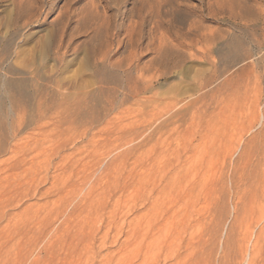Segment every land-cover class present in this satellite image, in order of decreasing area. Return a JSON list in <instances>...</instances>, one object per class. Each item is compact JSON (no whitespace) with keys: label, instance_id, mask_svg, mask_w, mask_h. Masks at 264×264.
Segmentation results:
<instances>
[{"label":"rangeland","instance_id":"1","mask_svg":"<svg viewBox=\"0 0 264 264\" xmlns=\"http://www.w3.org/2000/svg\"><path fill=\"white\" fill-rule=\"evenodd\" d=\"M20 1L27 6V11L18 16L14 7L16 0H0V78L3 70L19 68L28 74L27 85L30 84L29 97L16 99L13 116L0 103V143L8 139L14 150L0 161L9 158L25 161L7 174L12 180L19 178L22 187L18 194L7 196L11 198L8 206H0V264H163L169 258L168 264H188L202 253L206 258L214 254L218 258L227 252L228 264H245L243 261L248 260L255 244L257 228L254 227L264 210V136L256 140V146L262 147L258 158L257 154L243 156L245 146L242 145L235 153L229 150L239 133L249 139L251 133L258 132L259 125L253 131L248 129L264 115V106L258 108L253 103L254 93L248 95L247 102L213 105L210 112L205 110L203 117L198 118L200 122L196 119V128L191 127L190 120L186 123L189 125H185L188 127L184 130L185 137L173 134L170 138L165 126L172 96L168 92L170 85L176 83L178 89H183L190 82L180 72L184 73L187 68L207 70L209 66L196 65L183 56V64L179 62V68L174 70L177 76L174 74L170 84L161 81L167 84L163 89L141 96L142 100H138L141 104L144 100L141 107L136 99L126 96L127 87L111 85L101 90V66L92 63L91 50L96 46L95 60L100 63L101 36L97 41L95 37L101 32L102 24L109 32L122 34L129 24L135 23L134 27L142 31L141 37L145 36L141 38V47L145 48L150 35L159 37L164 33L172 39L184 38L196 29L197 20L198 23L204 20L216 32L217 46L240 37L243 53L253 50L262 55L264 65V0H225L224 4L217 0ZM252 1L255 6L251 5ZM253 6H258L257 12ZM85 21L86 25L79 27ZM75 46L77 54L73 56L71 50ZM128 57L124 50L114 57L117 63L125 62L119 63L122 71L129 68ZM150 57L153 54H147L143 63ZM215 57L219 58L218 54ZM82 61L87 65L84 73ZM73 74L86 86V92L89 91L85 128L78 125L71 128L68 124L56 127L46 117L14 138L12 132L18 114L36 115L39 103L51 116L59 109L58 102H62L59 98L70 93ZM148 96L157 100L151 101ZM137 103L140 105L136 106ZM215 108L220 111L216 112ZM246 157H253L252 162ZM152 234H157L153 247L149 246L154 239L150 240ZM165 239L172 242V250L165 248ZM209 244L218 250H212ZM223 245L228 249H220Z\"/></svg>","mask_w":264,"mask_h":264},{"label":"bare ground","instance_id":"2","mask_svg":"<svg viewBox=\"0 0 264 264\" xmlns=\"http://www.w3.org/2000/svg\"><path fill=\"white\" fill-rule=\"evenodd\" d=\"M91 1V0H90ZM161 1V0H160ZM201 1V0H200ZM212 1V0H211ZM144 2V1H143ZM204 2V1H203ZM253 2V1H252ZM27 3V2H26ZM31 3V2H30ZM92 3H95V1H92ZM148 3V2H147ZM159 3V1H158ZM201 3V2H200ZM205 3V2H204ZM207 3V2H206ZM205 3V4H206ZM214 3V2H213ZM217 3H225V0H217ZM255 2H253L254 5ZM145 4V3H144ZM154 4V3H152ZM151 4V5H152ZM156 4V3H155ZM204 6H207L205 5ZM230 4V3H229ZM264 4V3H263ZM213 5V4H211ZM210 5V6H211ZM215 5V3H214ZM219 5V4H218ZM228 5V3H227ZM238 5V4H237ZM236 5V6H237ZM160 6V5H159ZM163 6V5H162ZM209 6V5H208ZM230 6V5H229ZM234 6V7H236ZM248 7L250 6L249 4L247 5ZM253 6V7H254ZM263 5H260L259 2V7H262ZM16 11L18 16H21L22 14H24L27 11V6H25L20 0H16L15 6ZM154 7V6H153ZM216 7V6H215ZM251 7V6H250ZM249 7V9H250ZM210 8V7H209ZM213 7H211L212 9ZM232 8V7H231ZM247 8V7H246ZM252 8V7H251ZM256 11L257 7H254ZM152 9V8H151ZM229 9V7H228ZM243 9V8H242ZM248 9V8H247ZM260 9V8H259ZM90 10V9H89ZM97 9H95L96 12ZM158 10V9H157ZM156 10V12H158ZM210 10V9H208ZM258 10V9H257ZM84 11V10H83ZM212 11V10H211ZM216 11V10H215ZM251 11V10H248ZM253 11V10H252ZM262 11V10H261ZM261 11H259L261 13ZM86 12V11H85ZM99 12V11H97ZM96 12V13H97ZM152 12V11H151ZM210 12V11H209ZM231 12V11H230ZM257 12V11H256ZM30 13V12H29ZM32 13V12H31ZM84 13V12H83ZM216 13V12H214ZM81 14V13H80ZM31 15V14H30ZM33 15V14H32ZM150 15V13H149ZM152 15V14H151ZM205 15V14H204ZM213 15V14H212ZM258 15V14H257ZM17 16V15H16ZM35 16V15H34ZM82 16V15H81ZM93 16L94 15H90ZM214 16H216L214 14ZM213 16V17H214ZM254 16V15H253ZM261 16V14H260ZM36 17V16H35ZM38 17V16H37ZM147 17V16H146ZM250 17V16H249ZM33 18V17H32ZM74 18V17H73ZM76 18V17H75ZM144 18V17H143ZM142 18V19H143ZM200 18V17H199ZM253 18V17H252ZM20 19V18H19ZM76 20V19H74ZM85 20V19H82ZM145 19H143L144 21ZM260 20V19H259ZM72 21V20H71ZM77 21V20H76ZM104 21V20H103ZM195 21V20H194ZM255 21V19H254ZM60 22V21H58ZM73 22V21H72ZM137 23V22H136ZM76 24H78L76 22ZM102 24V22H101ZM142 24V23H141ZM197 24L198 26L196 27V29H194L192 31H189L190 35L187 34V36H185L184 38H181L180 36H178L176 39H172L171 37L167 36V35H163L161 34V36L159 37H153V36H149V38L147 39L148 42L146 43V47L142 48L141 45V36H142V31L141 30H137L134 25L136 26V24L133 23L129 24L125 29V32H123L122 34L119 33H113L109 32L108 28H104L101 25V32H97L96 37L95 35L93 37H95V40L97 41V39L100 38L101 36V59L99 57H97L98 59H100V63L97 62V60H95L96 56L98 55L96 53V46L93 47V49L91 50V60L92 63L95 62V64H99L101 66V90H106L110 88L111 85H116V86H124L127 87V91H128V95L129 98H134L137 100V102H139L138 100H142V97L146 94H150V93H154L155 90L158 91L157 89L162 88L163 86H166L165 84H163V80H165L166 82L169 81L170 79L173 78L174 74H176V71L179 68V62L183 61V60H189L192 61V63L199 65V66H203V65H208L209 68L207 70H192L191 68H187V71L180 72L183 77L188 78L189 82L185 88L183 89H178V86H175V84H171L170 88L168 89L169 94H171L172 96L170 97V102L168 104V110H166V114H165V123L167 125L166 126V131L167 134H169L168 136H172L173 138V134H177L179 136V138H181L180 136L185 137L184 130H186L185 125H189L186 124L189 120L191 121V127L195 126V122L196 119L198 120V118H202L205 113V110H208L210 112V108L214 105H219L221 103L225 104L229 101H239V102H247L248 101V95L250 93H254V101L253 103L258 107H262L264 106V65L262 63L263 57L262 55H258L253 53L251 50L249 54H244L243 53V41H241L239 38L236 39H232L229 42H226L224 45H220L217 46V34L214 30H212V28L208 27L209 25H205V21L201 20L198 23L197 20ZM60 26V24H58ZM65 25V24H64ZM86 25V21L82 22L79 24V27ZM106 25V24H105ZM108 25V24H107ZM195 25V24H194ZM58 28H60L61 26ZM143 26V25H142ZM211 26V25H210ZM255 26V25H254ZM89 27V26H88ZM192 27V26H191ZM77 31H78V26L76 27ZM82 28V27H81ZM142 28V27H141ZM189 28V27H188ZM186 28V30L188 29ZM258 28V27H257ZM61 29V28H60ZM190 29V28H189ZM193 29V28H192ZM214 29V27H213ZM82 30V29H81ZM100 30V29H99ZM264 30V29H263ZM58 31V30H57ZM60 31V30H59ZM97 31V30H96ZM111 31V30H110ZM150 31V30H149ZM176 31V30H175ZM178 31V30H177ZM181 31V30H180ZM218 31V30H217ZM82 32V31H81ZM84 32V31H83ZM157 32V31H156ZM77 33V32H76ZM150 33V32H149ZM161 33V32H160ZM176 33V32H175ZM174 33V34H175ZM218 33V32H217ZM61 34V33H60ZM59 34V35H60ZM144 34V33H143ZM182 34V32L180 33V35ZM261 34V33H260ZM154 35V34H153ZM157 35V33H156ZM159 35V34H158ZM169 35V34H168ZM172 35V34H171ZM184 35V32H183ZM262 36V34H261ZM264 36V35H263ZM262 36V37H263ZM145 37V36H144ZM144 37L142 39H144ZM175 38V37H173ZM92 39V37H91ZM227 39V38H226ZM261 39V38H260ZM93 40V39H92ZM100 40V39H99ZM98 40V41H99ZM146 40V41H147ZM230 40V38H229ZM263 40V38H262ZM91 41V40H90ZM226 41V40H225ZM88 42V40H87ZM85 42V43H87ZM143 42V41H142ZM93 43V42H92ZM222 43V42H221ZM224 43V42H223ZM263 43V42H262ZM84 44V43H83ZM89 44V43H88ZM87 44V45H88ZM91 44V42H90ZM94 44V43H93ZM144 44V43H143ZM264 45V44H263ZM56 46V45H55ZM62 47V46H61ZM64 47V46H63ZM99 47V46H98ZM58 48V47H57ZM99 48V49H100ZM69 49H72L71 47ZM91 49V48H90ZM55 50V49H54ZM68 50V49H67ZM79 50V47H78ZM120 50H124L129 54V60L130 61V65L128 66V70L122 71V67L121 65L125 62L117 63L116 61H114V57L117 55V53ZM129 51V52H128ZM62 52V51H61ZM72 55L75 56L77 54V48L75 46V48H73L71 50ZM99 52V51H98ZM60 53V52H59ZM71 54V53H70ZM147 54H153V57H150L151 59L148 60L146 63H143L144 59L146 58ZM218 54L219 58H216L215 55ZM90 56V55H89ZM88 56V57H89ZM149 56V55H148ZM184 56V58H183ZM71 57V56H70ZM77 57V56H76ZM75 58V57H74ZM127 58V56L124 58V60ZM70 59V58H69ZM72 59V58H71ZM89 59V58H88ZM148 59V58H147ZM183 59V60H182ZM218 59V60H217ZM84 60V59H83ZM18 61V60H17ZM74 60H72L71 62H73ZM86 61V60H85ZM90 61V60H89ZM123 61V60H122ZM188 61V62H189ZM84 61H82L83 64ZM172 62H174L175 64H173ZM20 63V62H19ZM85 63V62H84ZM182 63V62H181ZM186 63V62H185ZM172 64V66H171ZM183 64V63H182ZM128 65V64H127ZM178 65V66H177ZM185 65V64H184ZM219 65H221V67H219ZM239 65H241V67L237 70H235L234 68L238 67ZM84 66V64L82 65ZM124 68L126 67V65H123ZM186 66V65H185ZM85 70L83 71V69L81 70L82 73H84L86 71V67L87 65L84 66ZM190 67V66H189ZM193 67V66H192ZM29 68V67H28ZM123 68V70H124ZM218 68H220L218 70ZM31 69V67L29 68ZM37 69V68H36ZM126 69V68H125ZM184 69V68H183ZM182 69V70H183ZM234 69V70H233ZM98 70V68H97ZM185 70V69H184ZM36 72V71H35ZM77 73V74H81ZM100 72V71H99ZM121 73H124L125 76H121ZM126 73V74H125ZM193 73V75H192ZM32 75H34L33 73H31ZM31 74H29L31 76ZM178 74V73H177ZM176 74V76H177ZM28 74H26L25 71H23L22 69L19 68H10L7 70H3V73L1 75L0 78V103L2 104V106L4 107L5 111L7 114H12L13 112H15V108L16 106V99H18L20 96H26L28 93V84L27 85V79L28 76H26ZM74 75V74H73ZM29 76V77H30ZM35 76V75H34ZM33 76V77H34ZM74 81L70 82L69 85V90L70 93L68 94H64L63 98H59L62 100V102H58V106L59 109H57V111L55 113L52 114V116L48 115V111L47 110H42V105L41 103H39L37 105L38 109L37 113L35 112L36 115H31V116H22V115H17L18 117H16V122H15V129L12 132V136H14V138H16L18 135H20V133H22L25 129L29 128L30 126H35V124H38L41 120L45 119L46 117H48L49 119H51L53 121V123L55 125H57L56 127H59L61 125H70L71 128L74 125H78V126H82V128H85L86 125V121L85 119H87V113H86V100L87 96L89 95L86 90L84 88H86V86L84 87L83 85H81L79 82H82L81 80L78 81V78L76 77L77 75H74ZM82 76V75H81ZM84 76V75H83ZM32 77V76H31ZM30 77V78H31ZM100 77V76H99ZM126 77V78H125ZM175 77V76H174ZM182 77V78H183ZM29 78V80H30ZM80 78V76H79ZM83 78V77H82ZM80 78V79H82ZM178 78V77H177ZM180 78V77H179ZM32 79V78H31ZM181 80V79H179ZM187 80V79H185ZM32 81V80H31ZM86 81V80H84ZM184 81V80H183ZM29 82V81H28ZM173 82V81H172ZM181 84V81H179ZM185 82V81H184ZM31 83V82H30ZM183 83V82H182ZM127 84V86H126ZM170 84V81H169ZM168 84V86H169ZM177 85V84H176ZM182 84L179 86L181 87ZM119 87V88H120ZM68 88V86H67ZM123 88V87H122ZM112 89V88H111ZM116 89V88H115ZM163 89V88H162ZM71 90H73L74 92L72 93ZM160 90V89H159ZM91 91V90H90ZM102 92V91H101ZM105 92V91H104ZM166 92V90H165ZM164 92V93H165ZM167 92V93H168ZM31 93V92H30ZM63 93V92H61ZM103 93V92H102ZM127 93V92H126ZM166 93V94H167ZM59 94V93H58ZM62 95V94H61ZM151 95V94H150ZM252 95V94H251ZM28 96V95H27ZM142 96V97H141ZM156 96V95H155ZM159 96H161L159 94ZM169 96V95H168ZM167 96V97H168ZM29 97V96H28ZM27 97V98H28ZM141 97V99H140ZM152 98L151 96H148V99ZM23 98V97H22ZM31 98V97H30ZM147 98V97H146ZM251 98V97H250ZM33 99V98H32ZM145 99V97H144ZM156 99V98H154ZM153 98L151 99V101L154 100ZM27 100V99H26ZM28 100L30 101V99L28 98ZM130 100V99H129ZM134 100V101H136ZM157 100V99H156ZM155 100V101H156ZM159 100V99H158ZM253 100V99H252ZM144 101V100H143ZM142 102V104L144 105V102ZM150 101V103H151ZM168 101V100H166ZM157 102V101H156ZM60 103V104H59ZM133 103V102H132ZM140 103V102H139ZM146 103V102H145ZM155 103V102H154ZM22 104V102H21ZM20 104V105H21ZM29 104V103H28ZM135 105V103H133ZM141 104V103H140ZM139 104V105H140ZM142 104L140 105L142 107ZM148 104V102L146 103ZM152 104V103H151ZM244 104V103H243ZM138 103L136 106H139ZM222 105V104H221ZM245 105V104H244ZM1 106V105H0ZM224 106V105H223ZM241 106V105H240ZM20 107V106H19ZM167 107V106H166ZM232 107V106H231ZM53 108V107H52ZM3 109V108H2ZM34 109V108H33ZM55 109V107H54ZM210 109V110H209ZM216 109V108H215ZM214 109V110H215ZM218 109V108H217ZM216 112L220 111L218 110ZM220 109V108H219ZM234 109H237V107H234ZM246 109V108H245ZM254 109V108H253ZM257 109V108H256ZM255 109V111H256ZM264 110V109H263ZM35 111V110H34ZM55 111V110H54ZM222 111H224V109H222ZM19 112V111H18ZM154 112V111H153ZM165 112V110H164ZM258 112V111H257ZM16 113V112H15ZM159 113V112H158ZM157 113V115H158ZM212 113H214L212 111ZM223 113V112H222ZM233 113V112H232ZM160 114V113H159ZM207 114V112H206ZM162 117L164 116L163 114H161ZM208 115V114H207ZM210 115V113H209ZM234 115V114H233ZM13 116V114H12ZM156 116V115H155ZM202 116V117H201ZM215 116V115H214ZM217 116V115H216ZM159 117V116H158ZM157 117V118H158ZM212 117V116H210ZM209 117V118H210ZM222 117V116H221ZM216 118V117H215ZM256 118V117H255ZM160 119V118H158ZM162 119V118H161ZM205 119V117H204ZM224 119V118H223ZM206 120V119H205ZM204 120V121H205ZM158 121V120H157ZM160 121V120H159ZM199 121V120H198ZM201 121V119H200ZM199 121V122H200ZM155 122V121H154ZM152 122V124L154 123ZM203 122V121H202ZM210 122V120H209ZM159 123V122H158ZM161 123V122H160ZM150 124V125H152ZM157 126H159V124L157 125V122L154 123ZM153 124V126L155 127V125ZM202 124V123H200ZM224 124V122H223ZM59 125V126H58ZM199 125V124H198ZM211 125V124H210ZM259 125L260 129L258 130V132L256 131L255 134L252 135L251 133V137L248 139L245 138V134H240L236 137L235 140H233L232 145L230 146V150L232 153L236 152L237 149L239 150L240 146H245L243 149V156H255L257 154V158L260 155V149L262 147H258V145L256 146V140H260L261 137L264 136V115L259 116L258 117V121L255 124H252V126L248 129L249 132L253 131L255 129V127ZM151 126V127H153ZM162 126V125H161ZM37 127V126H36ZM149 126V128H151ZM155 127V128H156ZM164 127V126H162ZM205 127V126H203ZM61 128V127H60ZM188 128V127H187ZM196 128V127H194ZM193 128V130H194ZM257 128V127H256ZM30 129V128H29ZM75 129V128H74ZM158 130L160 128H157ZM162 129V128H161ZM189 129L191 130V128L189 127ZM198 129V128H197ZM220 129V128H219ZM150 131L153 130L152 128L149 129ZM216 130V129H215ZM26 131V130H25ZM156 130H154L155 132ZM161 131V130H160ZM188 131V129H187ZM84 132V130H83ZM159 132V131H156ZM164 132V131H163ZM196 132V130H195ZM222 132V131H221ZM188 133V132H187ZM210 133V132H209ZM85 134V133H84ZM82 134V135H84ZM151 134H153L151 132ZM158 134V133H157ZM166 135V132L164 133ZM184 134V135H183ZM195 134V133H194ZM199 134V133H198ZM224 134V133H223ZM249 134V133H248ZM155 135V134H153ZM153 135H151L153 137ZM162 135V134H161ZM160 135V137H161ZM176 135V136H177ZM189 135V134H188ZM250 135V134H249ZM81 136V134H80ZM164 136V135H163ZM167 136V137H168ZM175 136V137H176ZM195 136V135H194ZM159 137V136H158ZM188 136H186L187 138ZM199 137V136H198ZM13 138V139H14ZM162 138V137H161ZM160 138V139H161ZM171 138V137H170ZM169 138V139H170ZM205 138L207 139V135L205 136ZM7 139V138H6ZM168 139V138H167ZM199 139V138H198ZM8 140V139H7ZM3 141L2 143H0V158L7 155L8 153L12 154L14 152L13 146H9L8 141ZM154 141V139H152ZM173 140V139H172ZM171 140V141H172ZM178 140V139H177ZM197 140V139H196ZM209 140V139H208ZM258 140V141H259ZM152 141V142H153ZM180 141V140H179ZM190 141V140H189ZM210 141V140H209ZM208 141V142H209ZM255 141V144H254ZM262 141H264L262 139ZM156 142V141H155ZM157 142H160L157 140ZM166 142V140H165ZM170 142V141H169ZM174 142V141H173ZM177 142V141H176ZM185 142V141H184ZM172 143V142H171ZM195 143V141H194ZM264 143V142H263ZM262 143V144H263ZM12 144V143H11ZM165 144V143H164ZM167 144V143H166ZM183 144V143H180ZM188 144V143H187ZM186 144V145H187ZM200 144V143H198ZM211 144V143H210ZM258 144V143H257ZM157 145V144H156ZM177 145V144H176ZM189 145V144H188ZM260 145V144H259ZM171 149L173 148V144L170 145ZM169 146V147H170ZM190 146V145H189ZM205 146V145H204ZM261 146V145H260ZM16 147V146H15ZM193 147V146H192ZM198 147V146H197ZM258 147V148H257ZM155 148V147H154ZM163 148V147H162ZM183 148V147H182ZM202 148V147H201ZM204 149V148H203ZM258 149V150H257ZM187 150H189L187 148ZM208 150V149H207ZM182 151V150H181ZM206 151V150H205ZM204 151V152H205ZM171 151H169L168 153H170ZM184 152V151H183ZM186 152V149H185ZM214 152V151H213ZM230 152V153H231ZM167 153V154H168ZM161 154V153H160ZM153 155V154H152ZM166 155V154H164ZM17 156V155H16ZM194 156V155H193ZM10 157V155H9ZM8 157V158H9ZM163 157V156H162ZM248 158V157H246ZM251 157H249L248 159H250ZM5 159V158H4ZM26 159V158H25ZM260 159V158H259ZM253 157L250 159V162H252ZM261 160V159H260ZM259 160V163H260ZM24 159L23 158H18L13 160L12 158L9 159H5V161L1 160L0 161V206H8L9 205V200L11 198L7 199V196L9 195H15L18 194V191L20 190L21 186V182L18 179L12 180L8 174V172L11 169H18L20 167V165L22 163H24ZM246 162V160H245ZM256 162V161H255ZM254 162V163H255ZM153 163V162H152ZM249 163V162H248ZM247 163V164H248ZM157 164V163H156ZM239 164V163H238ZM245 164V163H244ZM243 164V165H244ZM250 164V163H249ZM253 165V164H252ZM258 165V164H257ZM234 166V165H233ZM246 166V165H245ZM249 166V165H247ZM255 166V165H254ZM243 167V166H242ZM253 167V166H252ZM244 168V167H243ZM255 168V167H254ZM241 169V168H240ZM242 170V169H241ZM238 171V169H237ZM193 191V190H192ZM263 191V190H262ZM191 192V191H190ZM188 193V192H187ZM18 196V195H17ZM15 197V196H14ZM13 197V198H14ZM12 198V200H13ZM17 200V199H16ZM19 200V199H18ZM14 201V200H13ZM15 202V201H14ZM158 202V201H157ZM156 202V203H157ZM13 203V202H10ZM16 203V202H15ZM157 207V206H156ZM263 209V208H262ZM172 210V209H171ZM163 214V213H162ZM161 215V214H160ZM169 215V214H168ZM174 217V216H173ZM172 218V217H171ZM200 219V218H199ZM158 223V222H157ZM155 224V223H154ZM153 224V225H154ZM162 224V223H161ZM152 225V226H153ZM256 225V223L254 224ZM140 226V225H139ZM151 226V227H152ZM166 225L163 224L162 227L164 228ZM138 227V225H137ZM255 229L257 228V233L255 236V244L253 245V251L251 254H248L249 258L247 259L246 256V261H243V263L245 262V264H264V257L262 254H264V210L262 211L261 217L259 219V221L257 222L256 227H254ZM150 230V229H149ZM165 230V229H164ZM251 230V229H250ZM139 231V230H138ZM249 231V228H248ZM150 233V232H149ZM162 233V231H161ZM177 233V232H175ZM140 234V233H139ZM210 234V233H209ZM149 235V234H148ZM153 235V234H152ZM173 235V233H172ZM230 235V234H229ZM157 234H154L150 240L151 243H149V246L153 247V241L155 240ZM150 237V236H149ZM165 237V235H164ZM163 237V238H164ZM172 237V236H171ZM174 237V236H173ZM210 237V236H209ZM212 237V235H211ZM234 237V236H233ZM248 237V236H247ZM141 238V237H139ZM148 238V237H147ZM166 238V237H165ZM169 238V236H168ZM167 238V240H168ZM206 238V236H205ZM216 238V237H215ZM236 238V237H235ZM252 238H254V235L252 236ZM170 239V238H169ZM179 239V238H178ZM182 239V237H181ZM180 239V240H181ZM202 239V238H200ZM207 239V238H206ZM206 239H204L203 237V241ZM210 239V238H209ZM214 239V238H213ZM165 239L164 241V246L165 248L170 251L173 249V244L168 243ZM236 241V239H234ZM240 240V239H239ZM251 241V239H250ZM153 242V243H152ZM183 242V241H182ZM181 242V243H182ZM210 242L213 243L212 238L210 239ZM215 242V241H214ZM231 242V241H230ZM233 242V241H232ZM247 242H248V238H247ZM180 243V242H179ZM187 244L189 243V239L188 242H186ZM204 243V242H203ZM226 243V242H225ZM175 244V243H174ZM186 244V245H187ZM191 244V242H190ZM251 244V243H250ZM249 244V245H250ZM253 244V243H252ZM156 245V244H155ZM176 245V244H175ZM179 245V244H178ZM193 245V243H192ZM208 244H206L207 246ZM210 247L212 248L213 246H211V244H209ZM212 245H215L212 244ZM225 245V244H224ZM223 245V246H224ZM231 245V244H230ZM229 245V247H230ZM234 245V244H233ZM241 245V244H240ZM148 246V245H147ZM181 246V244H180ZM184 245H182L183 247ZM200 247V245H198ZM206 246H204L206 248ZM227 246H228V242H227ZM159 247V246H158ZM190 247V245H189ZM195 247V245H194ZM208 247V246H207ZM232 247V246H231ZM238 247V246H237ZM241 247V246H240ZM148 248V247H147ZM151 248V247H150ZM184 248H187L186 246ZM197 248V245H196ZM195 248V249H196ZM219 248V247H218ZM225 246L223 248L220 249H224ZM162 249H164L163 245H162ZM180 249V248H179ZM192 248V250H195ZM214 248H212L213 250ZM228 249V248H227ZM225 248V250H227ZM232 249V248H231ZM238 249V248H237ZM236 249V250H237ZM241 249V248H240ZM248 249V248H247ZM139 252L141 253V248L139 247ZM187 250V249H186ZM191 250V249H190ZM191 250V251H192ZM214 250H218L216 247ZM148 251V250H147ZM180 251H183L180 250ZM188 251V250H187ZM215 251V252H216ZM242 251V250H241ZM154 252V251H153ZM201 252V251H200ZM213 252V253H215ZM223 252V251H221ZM220 252V253H221ZM227 252V251H226ZM180 253V252H179ZM187 253V252H186ZM195 253V252H194ZM198 253V252H196ZM202 253V252H201ZM209 253V252H208ZM212 253V252H211ZM210 253V254H211ZM168 254V253H167ZM176 254V253H175ZM188 254V253H187ZM205 254V253H204ZM204 254L202 253L200 255V257L194 258L193 260L190 261V263L188 264H228L227 261L229 256V252L224 253L223 255L220 254V257L216 258L215 256L217 255H210L207 258L204 257ZM207 254V253H206ZM236 254V252H235ZM234 254V255H235ZM186 255V254H185ZM194 254H192L193 256ZM208 255V254H207ZM222 255V256H221ZM237 255H239V253H237ZM177 256V255H176ZM179 256V255H178ZM177 256V257H178ZM197 256V255H196ZM236 256V255H235ZM234 256V257H235ZM147 257V256H145ZM171 257V256H170ZM176 257V258H177ZM190 257V256H189ZM188 257V258H189ZM232 257V255H231ZM169 258V257H168ZM175 258V259H176ZM187 258V257H186ZM185 258V259H186ZM191 258V257H190ZM193 258V257H192ZM238 258V257H236ZM240 258V257H239ZM170 259V258H169ZM169 259H166L163 261V264H168ZM174 259V260H175ZM181 259V258H180ZM179 259V260H180ZM232 259V258H230ZM161 260V258H160ZM173 260V259H172ZM183 260V259H181ZM190 260V259H189ZM156 261V260H155ZM186 261V260H185ZM189 262V261H188ZM233 262V261H232ZM235 262H237L235 260ZM155 263V262H154ZM238 263V262H237ZM155 264H158V262H156ZM179 264H182L181 262ZM185 264V263H184Z\"/></svg>","mask_w":264,"mask_h":264}]
</instances>
